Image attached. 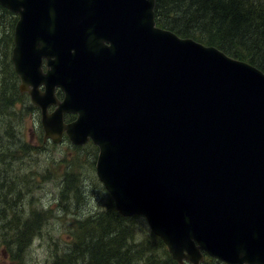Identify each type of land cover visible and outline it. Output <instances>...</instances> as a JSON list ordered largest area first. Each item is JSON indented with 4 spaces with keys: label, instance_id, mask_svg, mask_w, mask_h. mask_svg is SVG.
Instances as JSON below:
<instances>
[{
    "label": "water",
    "instance_id": "95a60500",
    "mask_svg": "<svg viewBox=\"0 0 264 264\" xmlns=\"http://www.w3.org/2000/svg\"><path fill=\"white\" fill-rule=\"evenodd\" d=\"M0 6L19 16L11 59L44 139L95 144L121 216L178 264H264V72L158 27L156 0Z\"/></svg>",
    "mask_w": 264,
    "mask_h": 264
},
{
    "label": "trees",
    "instance_id": "16d2710c",
    "mask_svg": "<svg viewBox=\"0 0 264 264\" xmlns=\"http://www.w3.org/2000/svg\"><path fill=\"white\" fill-rule=\"evenodd\" d=\"M0 14L1 26L5 24L1 20L8 15L9 20L5 24L7 32L3 28L2 38L10 42V52L6 51L0 70V89L14 92L10 100H6L7 95L1 93L0 102L12 109L26 96L19 90V79L11 62L18 16L1 6ZM155 19L163 29L207 46H215L227 55L246 61L264 72V0H156ZM9 141L10 136L8 142L5 140V145L0 142V166L13 161L17 150L23 149L21 146L8 147ZM3 171L4 177L8 178L10 168L4 167ZM74 172L68 171L65 175L67 185L64 184L63 189L66 188L62 189L65 202H68L67 198L77 202L85 199L86 188L80 181L81 173L75 172L73 177ZM1 177L2 171L0 189L5 193L0 196V220L5 225L0 229L5 230L3 234L7 239L0 243L5 245V251L15 264H23L26 250L37 237L42 236L41 228L48 216L47 213L36 211L30 215L24 212L16 214L18 208H22L25 194L11 188L6 184L7 180ZM104 194L108 200L102 202L103 208L83 219H77L71 233V243L64 252L55 255L53 264H178L159 237L150 232L145 236L139 234L141 217L121 216L108 192ZM104 194L101 193L103 200ZM12 210L13 214L9 218ZM207 263L223 264L215 259Z\"/></svg>",
    "mask_w": 264,
    "mask_h": 264
},
{
    "label": "rangeland",
    "instance_id": "374dc122",
    "mask_svg": "<svg viewBox=\"0 0 264 264\" xmlns=\"http://www.w3.org/2000/svg\"><path fill=\"white\" fill-rule=\"evenodd\" d=\"M15 16L17 17V14ZM8 20L7 15L1 21L7 24ZM5 24H2L4 27L0 25V70L4 65L6 51L10 52L9 40L2 38ZM5 32H7L6 28ZM0 74L2 76V73ZM1 93L7 95L6 100H10L14 94V92L0 89V95ZM26 96L12 109L7 108L6 106L9 105H5L4 102H0V142L5 145V140L8 142L10 136L8 147L21 146L23 148L17 150L13 161L6 163V166H0L1 178L6 179V184L11 188L18 190L22 195L25 194L23 203H21L23 209L19 207L16 214L24 212L30 215L36 211L47 213L48 216L45 225L41 228L42 236L37 237L32 246L26 250L23 264H53L55 255L64 252L67 245L71 243V233L77 219H83L93 212H99L103 208L102 202H106L108 196L104 194L107 191L96 173L98 148L93 144L76 146L70 142L68 137H64L60 144H54L49 139L45 140L41 114L37 110L39 108L35 106H32L35 109L31 108L32 103ZM71 120L73 119H70L69 115H65L66 123ZM4 167L10 168L8 178L4 177ZM72 170L81 173L80 181L81 183L83 181L86 188L84 201L77 202L72 198H67L68 202L63 200L62 192L66 188L63 189V186L67 185L65 175L66 172ZM75 172L73 177H75ZM3 193L5 192H1L0 189V196ZM101 193L105 196L104 200ZM69 206L70 209H68ZM12 214L13 210L9 218ZM140 222L143 225H138L141 236H145L148 232L152 233L144 218ZM4 225L5 223L0 220V227ZM4 232L5 230L0 229V241L3 240V242L6 238ZM4 248L5 245L0 243V264H15ZM207 260L204 264H208L209 260ZM185 264L190 263L185 262Z\"/></svg>",
    "mask_w": 264,
    "mask_h": 264
},
{
    "label": "flooded vegetation",
    "instance_id": "af4514ba",
    "mask_svg": "<svg viewBox=\"0 0 264 264\" xmlns=\"http://www.w3.org/2000/svg\"><path fill=\"white\" fill-rule=\"evenodd\" d=\"M19 82H20V80H19ZM21 83V82H20ZM22 94H25V93H22ZM27 95V94H26ZM28 96V95H27ZM29 97V96H28ZM57 97H58V99L61 101V100H63V97H64V94H63V92H61V91H59L58 93H57ZM29 99H30V97H29ZM30 101H31V99H30ZM32 103V102H31ZM31 106H35L33 103L31 104ZM37 110H39V109H37ZM55 110V107H50L49 108V111L50 112H52V111H54ZM40 111V110H39ZM41 113V112H40ZM69 118L71 119H74V116H69ZM43 128V127H42Z\"/></svg>",
    "mask_w": 264,
    "mask_h": 264
},
{
    "label": "bare ground",
    "instance_id": "6f19581e",
    "mask_svg": "<svg viewBox=\"0 0 264 264\" xmlns=\"http://www.w3.org/2000/svg\"><path fill=\"white\" fill-rule=\"evenodd\" d=\"M152 231V230H151ZM153 233V232H152ZM154 234V233H153ZM155 235V234H154ZM157 236V235H156Z\"/></svg>",
    "mask_w": 264,
    "mask_h": 264
}]
</instances>
